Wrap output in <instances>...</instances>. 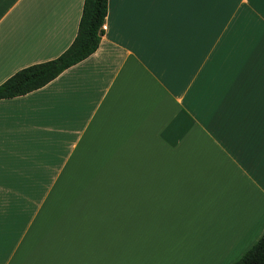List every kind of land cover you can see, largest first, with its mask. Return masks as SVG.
Listing matches in <instances>:
<instances>
[{
  "label": "crops",
  "instance_id": "obj_1",
  "mask_svg": "<svg viewBox=\"0 0 264 264\" xmlns=\"http://www.w3.org/2000/svg\"><path fill=\"white\" fill-rule=\"evenodd\" d=\"M82 5L0 0V84ZM103 27L0 100V264H233L264 233V0H108Z\"/></svg>",
  "mask_w": 264,
  "mask_h": 264
},
{
  "label": "trees",
  "instance_id": "obj_2",
  "mask_svg": "<svg viewBox=\"0 0 264 264\" xmlns=\"http://www.w3.org/2000/svg\"><path fill=\"white\" fill-rule=\"evenodd\" d=\"M108 0H83L77 32L66 50L57 58L22 68L0 84V100L24 96L41 89L68 68L91 56L104 32ZM233 264H264V233Z\"/></svg>",
  "mask_w": 264,
  "mask_h": 264
},
{
  "label": "rangeland",
  "instance_id": "obj_3",
  "mask_svg": "<svg viewBox=\"0 0 264 264\" xmlns=\"http://www.w3.org/2000/svg\"><path fill=\"white\" fill-rule=\"evenodd\" d=\"M153 244L154 243H149L150 249L152 248ZM159 246H160V252L162 253L163 259H159L158 262L161 264H171L172 256L168 255V253L172 252L174 248L169 247L168 243H165V242L159 243Z\"/></svg>",
  "mask_w": 264,
  "mask_h": 264
}]
</instances>
